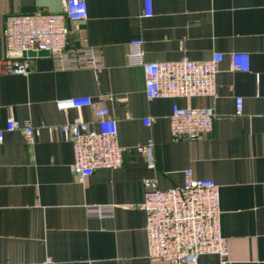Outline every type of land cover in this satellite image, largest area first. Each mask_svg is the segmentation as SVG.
Segmentation results:
<instances>
[{"label":"crops","instance_id":"0c3cea01","mask_svg":"<svg viewBox=\"0 0 264 264\" xmlns=\"http://www.w3.org/2000/svg\"><path fill=\"white\" fill-rule=\"evenodd\" d=\"M88 18L68 21L69 47L96 49L102 68L60 69L51 56L27 57L28 72L10 70L3 31L6 18L59 11L62 0H0V128L10 117L39 130L34 141L7 131L0 144V264H163L148 257L144 181L163 189L181 186L184 170L211 178L220 188L221 230L232 264H264V0H87ZM144 40L146 61L187 56L218 64L217 96L158 98L145 94L141 65L131 64L130 42ZM250 55L249 71H234L231 54ZM89 95L118 119L123 164L98 168L84 180L72 171L74 150L60 126L93 108L57 106L62 98ZM111 96V98H109ZM244 98L243 113L235 99ZM213 106V130L198 139L175 140L173 104ZM152 118L151 124L144 118ZM155 143V166L137 149ZM89 204H115L111 218L87 217ZM198 264H221L203 254Z\"/></svg>","mask_w":264,"mask_h":264},{"label":"built area","instance_id":"2783aa9c","mask_svg":"<svg viewBox=\"0 0 264 264\" xmlns=\"http://www.w3.org/2000/svg\"><path fill=\"white\" fill-rule=\"evenodd\" d=\"M144 13H153L152 0H144ZM87 0H62L59 11H35L13 14L6 18L3 31L6 54L14 57L10 70L28 72V59L23 52L49 50L60 69L90 67L102 68L100 53L94 48L69 47L68 21L88 18ZM144 40H131L128 57L131 64L143 67L145 94L148 99L217 96L218 64L223 55L216 53L203 61L182 56L172 61H146ZM234 71H249L250 55L246 52L231 54ZM111 98V96H109ZM59 109L93 108L95 119L87 121L81 114L66 120L60 130L73 144L72 171L77 179L84 180L98 168L116 169L123 164L124 149L118 142V119L108 106H98L89 95H76L57 101ZM244 98L235 99V113H243ZM215 109L213 106L184 107L173 104L170 115L171 134L175 140L198 139L213 130ZM149 125L152 118H144ZM21 130L25 138L34 141L39 130L31 123H22L10 117L0 128V144L7 131ZM155 143L150 140L137 149L147 156L148 165L155 166ZM143 200L133 207L146 212L145 231L148 257L163 264H198L203 254H216L221 264H232L227 238L221 230L220 188L211 178H198L191 168L184 170L181 186L163 189L155 178L144 181ZM87 217L111 218L115 204H89L85 206ZM41 264H54L48 256Z\"/></svg>","mask_w":264,"mask_h":264},{"label":"water","instance_id":"95a60500","mask_svg":"<svg viewBox=\"0 0 264 264\" xmlns=\"http://www.w3.org/2000/svg\"><path fill=\"white\" fill-rule=\"evenodd\" d=\"M24 57H34V56H50L49 50H40L38 52H35L33 50L25 51L23 52Z\"/></svg>","mask_w":264,"mask_h":264}]
</instances>
